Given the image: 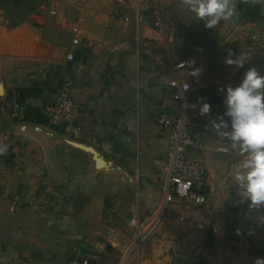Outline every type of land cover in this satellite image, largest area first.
<instances>
[{
  "label": "crops",
  "instance_id": "0c3cea01",
  "mask_svg": "<svg viewBox=\"0 0 264 264\" xmlns=\"http://www.w3.org/2000/svg\"><path fill=\"white\" fill-rule=\"evenodd\" d=\"M159 2L161 29L138 23L132 12L129 22L113 18V0H0V129L10 138L0 164V264H252L264 258V210L249 213L239 204L238 150L206 127L226 111V92L219 89L238 85L257 66L248 45L253 34L264 41V0H235L236 16L206 29L210 40L194 47L175 36V12L165 14ZM78 15L75 45L70 24ZM228 49L251 59L244 68L228 66ZM193 59L194 65L175 67ZM194 68L203 72L186 104L200 97L211 104V115L190 127L198 148L189 151L206 167L207 202L169 204L127 251L133 227L118 211L121 204L109 208L105 196L116 200L127 186L137 191V184L156 183L153 161L166 155L170 139L155 118L179 111L169 81L196 77L189 75ZM65 84L80 127L69 137L44 113ZM220 146L228 152L217 151ZM145 206H127L131 218L142 221L145 210L152 218L156 202ZM183 213L189 218L180 220Z\"/></svg>",
  "mask_w": 264,
  "mask_h": 264
},
{
  "label": "built area",
  "instance_id": "2783aa9c",
  "mask_svg": "<svg viewBox=\"0 0 264 264\" xmlns=\"http://www.w3.org/2000/svg\"><path fill=\"white\" fill-rule=\"evenodd\" d=\"M113 3L114 5L110 10V15L113 18L129 22L132 20L130 14L132 12L138 23H149L158 29L162 28L157 0H113ZM74 4L78 8L83 6L80 1H76ZM49 12L56 14L55 9H51ZM150 14L154 16L151 20L146 18ZM81 22L82 16L78 15L70 24V29L73 33L71 42L75 45L80 42ZM248 48L253 51L257 59V67L260 68L261 74L264 75V41H261L253 34L249 37ZM67 59H73L72 52L67 54ZM185 62V60L180 61L176 63L175 67L181 68L178 65L184 64L185 66ZM196 82H198L197 77H192L187 80H179L177 77H173L169 81V86L172 88V98L181 102L182 105L174 115L160 112L155 118L157 126L165 130L170 139V145L166 155L155 158L153 161L156 170V180L161 190L159 205L154 214V216L157 214V219L151 221L153 216L146 223L137 218L130 219V224L134 228V232L127 251L135 248L145 233L155 226L169 204L185 202L189 206L198 207L207 202V195L204 189L206 186V167L201 160L193 158L189 153L191 149L198 148V143L190 134V127L207 115L201 116L199 114L200 102L194 103L197 105L195 109L184 107V104H186V95ZM186 88L188 89L187 91H185ZM204 102L209 103L208 101ZM44 113L47 115L51 124L61 128L63 135L67 137L75 136L79 132L80 127L75 123L78 115V106L69 92V84H65L61 88L58 97L45 106ZM9 145V135L0 129V147L7 146L8 149ZM224 148L227 149L224 152H228V148ZM3 159L4 154L0 155V164ZM188 218L189 215L186 213L179 216L180 220ZM257 258L252 261V264H254ZM68 264L90 263L85 259H71Z\"/></svg>",
  "mask_w": 264,
  "mask_h": 264
},
{
  "label": "clouds",
  "instance_id": "9594fccd",
  "mask_svg": "<svg viewBox=\"0 0 264 264\" xmlns=\"http://www.w3.org/2000/svg\"><path fill=\"white\" fill-rule=\"evenodd\" d=\"M180 4L191 13L186 22L203 21L206 29L219 27L222 20L230 22L237 14L235 0H180ZM250 59L247 53L237 55L228 49L224 63L244 68L245 61ZM185 63L191 66L195 61ZM178 67L184 68V64ZM202 72L203 68H194L189 75L198 77ZM219 91L226 92V111L211 119L206 127L222 140L229 141L233 150H238L240 162L233 179L240 197L239 204H247L249 213L260 212L264 210V75L260 68L251 66L244 71L238 85L222 86ZM199 102V114L211 115V104L204 102L203 97L199 98ZM184 107L195 109L197 105L184 104ZM225 117L230 118V123ZM226 150L222 146L217 148L219 152ZM6 151L7 146L0 147V155ZM254 264H264V258H257Z\"/></svg>",
  "mask_w": 264,
  "mask_h": 264
},
{
  "label": "rangeland",
  "instance_id": "374dc122",
  "mask_svg": "<svg viewBox=\"0 0 264 264\" xmlns=\"http://www.w3.org/2000/svg\"><path fill=\"white\" fill-rule=\"evenodd\" d=\"M159 3L162 6L165 14H167L168 11L175 12V16L173 17V19L170 18V21L173 22L174 23L173 25L175 26L174 28L175 36H180L185 38V40L188 42V45L190 47H194V43L195 45L196 44L201 45V42L207 43L210 40L209 34L207 33V30L204 27V25L199 26L197 23H193V21L190 23L186 22L187 17H190L191 13L187 12V10L180 4V0H160ZM141 186L142 184H137L136 186L137 191L134 188H132V185L127 186L125 189H122V191L119 194L115 195L118 196L116 200H114L113 195L108 194L105 196L104 203L107 207L111 208L115 201L119 202L121 205L118 211L122 213L123 216L127 218V220H130V218L132 217L133 211L131 209H127V206L131 204L135 205L140 203L142 204V206L146 207L145 205L147 204V202L155 201L156 202L155 208L157 209L160 201L158 181L156 180V183L154 185H151L149 187L148 186L144 187V189ZM76 200L79 201L80 197H77ZM201 208L203 209L204 207ZM205 209L207 208L203 209L204 212ZM145 211L146 212L143 213L144 218H141L144 223H146L151 219L150 218L151 211L148 210ZM166 213L167 211H165L162 214V217ZM131 229L134 232V228ZM150 230H148L145 234L149 233Z\"/></svg>",
  "mask_w": 264,
  "mask_h": 264
},
{
  "label": "bare ground",
  "instance_id": "6f19581e",
  "mask_svg": "<svg viewBox=\"0 0 264 264\" xmlns=\"http://www.w3.org/2000/svg\"><path fill=\"white\" fill-rule=\"evenodd\" d=\"M154 216V215H153ZM157 219V214L151 219V221H155ZM147 227V226H146Z\"/></svg>",
  "mask_w": 264,
  "mask_h": 264
}]
</instances>
